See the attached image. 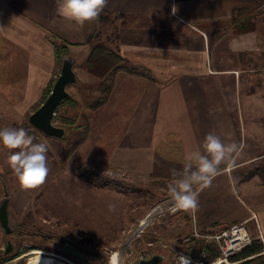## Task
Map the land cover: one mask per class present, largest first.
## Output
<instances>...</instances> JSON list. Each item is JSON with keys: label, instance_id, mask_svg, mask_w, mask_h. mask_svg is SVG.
<instances>
[{"label": "crops", "instance_id": "1", "mask_svg": "<svg viewBox=\"0 0 264 264\" xmlns=\"http://www.w3.org/2000/svg\"><path fill=\"white\" fill-rule=\"evenodd\" d=\"M20 2L21 9L6 3L0 8V33L18 66L14 112L35 108L58 73L47 35L54 32L70 43L76 77L67 86L76 104L58 112L75 119L85 162L164 180L166 190L171 170H181L190 153H203L209 133L239 145L232 160L240 166L264 156V83L262 74L253 72L264 63V19L256 17L264 0H108L99 19L83 26L60 15L61 0ZM174 4L178 11L172 14ZM246 18L250 29L240 27ZM104 23L134 69L116 73L105 101L90 105L83 90L98 93V79L85 59L91 34ZM247 134L251 146L242 153ZM252 150L257 153L249 154ZM238 192L244 212L227 221L244 222L247 232L264 242V182L251 174Z\"/></svg>", "mask_w": 264, "mask_h": 264}, {"label": "rangeland", "instance_id": "2", "mask_svg": "<svg viewBox=\"0 0 264 264\" xmlns=\"http://www.w3.org/2000/svg\"><path fill=\"white\" fill-rule=\"evenodd\" d=\"M4 3L21 9L20 0H0V8ZM256 17L257 21L264 19V10ZM105 23L103 30L98 29L94 35L91 34L93 45L114 46L112 30ZM47 35L55 42L62 40L54 32L48 31ZM14 54V49L8 47L0 33V129L24 128L34 137V143L47 144L49 174L43 185L22 189L9 164L10 155L19 149L9 150L0 146V178L9 196L8 214L12 226V232L6 234L0 225V264H26L33 249L60 255L68 264H109L111 255L116 252L121 254L124 264H135L139 256L150 252L163 254V259L156 264H175L179 251L195 253L201 245V237L192 238L189 242L182 240L193 231L190 211L165 214L139 235H133L144 214L159 200L169 196L170 182L163 190L164 180L144 179L120 166L85 162L79 149L81 131L74 123L64 126V136L57 138L43 134L29 123L28 115L34 108L23 114L14 112L12 100L20 88L14 80L18 69ZM119 64L121 68L116 73L134 69L125 61ZM253 72L261 73L264 83V63L254 66ZM100 82L98 79V85ZM83 92L86 95L84 100L89 103L101 95L100 92L93 94L92 90L90 94L86 89ZM59 113L56 111L53 117L56 125H60L55 120ZM249 143L247 134L246 144L240 147L243 148L242 153L249 149ZM256 148L258 150L260 146ZM256 153L252 150L249 154ZM230 170L218 175L211 186L202 190L197 188L199 207L194 219L200 232L217 231L232 224L227 220L244 212L237 201L240 182L254 173L260 177V182H264V156L241 166L234 160ZM2 195L0 181V197ZM109 205H114L115 210L109 211ZM252 224L253 221L248 224L250 229ZM249 233L252 240L264 244ZM7 241L11 249L6 253ZM65 242L74 245L84 256L78 258L64 253L62 245ZM221 264H264V253L253 258H227V262Z\"/></svg>", "mask_w": 264, "mask_h": 264}, {"label": "clouds", "instance_id": "3", "mask_svg": "<svg viewBox=\"0 0 264 264\" xmlns=\"http://www.w3.org/2000/svg\"><path fill=\"white\" fill-rule=\"evenodd\" d=\"M108 0H61L59 13L65 19L78 26L99 19ZM178 7L172 6V14ZM34 137L24 128L5 127L0 129V146L9 150L19 149L9 157L12 168L22 189H35L46 182L49 174L47 164L48 146L45 143H34ZM204 152L196 151L185 158L181 170L172 169L173 181L168 185V192L172 202V212L183 210L193 214L199 207V191L197 188L211 186L213 180L221 175L225 169L221 165L234 164L232 156L239 151L235 142L225 144L215 134L206 135L203 143ZM115 206L109 205V211ZM187 261L186 257L182 258ZM109 264H124L119 252L113 253Z\"/></svg>", "mask_w": 264, "mask_h": 264}, {"label": "built area", "instance_id": "4", "mask_svg": "<svg viewBox=\"0 0 264 264\" xmlns=\"http://www.w3.org/2000/svg\"><path fill=\"white\" fill-rule=\"evenodd\" d=\"M171 208L172 202L170 196L159 200L139 220L137 228L133 231V235H139L146 227L151 225L156 219L162 218L165 214H174L180 211L172 212ZM192 222V233L186 235L182 240L189 242L192 238L197 239L201 237V245L198 246L195 253L179 251L175 257V264H214L218 259L220 261L219 264H221L231 254L248 245L252 240V237L245 228L244 222L232 223L217 231L206 233L200 232L197 229L193 213ZM150 255L151 253L142 254L138 257L137 261ZM183 257H186L187 261L183 260Z\"/></svg>", "mask_w": 264, "mask_h": 264}, {"label": "trees", "instance_id": "5", "mask_svg": "<svg viewBox=\"0 0 264 264\" xmlns=\"http://www.w3.org/2000/svg\"><path fill=\"white\" fill-rule=\"evenodd\" d=\"M240 27L241 28L246 27L247 29H250L251 25L249 18H246L245 20H241ZM92 34L94 35L95 31ZM113 36H114V46H110L103 43L94 44L85 59V65L87 71L101 81L100 82L101 85L100 84L98 85L99 92L101 93V95L98 96L97 99H95V103H94L95 105L105 101L112 88L114 75L116 74V71L121 68V64L119 63L125 61L124 58L118 52V47L115 43L116 36L115 35ZM69 44L70 43L65 41L64 39L62 40L60 39V42H55V40L52 39L55 58L56 61L59 62V65L61 63V59L63 55L68 53L67 49ZM53 81L54 79L51 80L47 88L44 90L41 101L49 93ZM75 104H76L75 100L68 93L67 96L61 99V101L59 102L56 108V111H59V108L62 106L65 105L73 106ZM55 120H57L58 123L63 127L64 126L66 127L67 125L75 122L73 118L65 116L62 113H59L57 116H55ZM262 250H264V245H262L261 242H259L258 240H252L248 245L234 252L228 258L230 260H237L241 258H246L251 255H254L253 257H256L260 255V252Z\"/></svg>", "mask_w": 264, "mask_h": 264}, {"label": "water", "instance_id": "6", "mask_svg": "<svg viewBox=\"0 0 264 264\" xmlns=\"http://www.w3.org/2000/svg\"><path fill=\"white\" fill-rule=\"evenodd\" d=\"M72 66L73 58L68 53L63 55L59 71L52 83L49 93L28 115L29 123L47 136L59 138L63 137L65 134V128L61 125H56L53 121V117L61 99L68 95V84L76 81ZM0 181L3 188V195L0 197V225L4 232L9 234L12 232V226L8 214L9 196L2 178H0ZM10 249L11 244L7 241L4 251L7 253ZM62 251L78 258H82L84 256L82 252L78 251L74 245L69 242H65L62 245ZM250 257L252 256H248L247 258ZM162 259L163 254L155 253L147 258L139 259L135 264H156Z\"/></svg>", "mask_w": 264, "mask_h": 264}, {"label": "bare ground", "instance_id": "7", "mask_svg": "<svg viewBox=\"0 0 264 264\" xmlns=\"http://www.w3.org/2000/svg\"><path fill=\"white\" fill-rule=\"evenodd\" d=\"M59 256V257H55ZM219 259L214 264H219ZM227 262V259H226ZM26 264H68L66 260L57 254L47 253L41 249H33L28 258L26 259Z\"/></svg>", "mask_w": 264, "mask_h": 264}, {"label": "flooded vegetation", "instance_id": "8", "mask_svg": "<svg viewBox=\"0 0 264 264\" xmlns=\"http://www.w3.org/2000/svg\"><path fill=\"white\" fill-rule=\"evenodd\" d=\"M150 253H151V255H152V254L159 253V252H154V253H153V252H150ZM159 254H161V253H159ZM151 255H150V256H151Z\"/></svg>", "mask_w": 264, "mask_h": 264}]
</instances>
